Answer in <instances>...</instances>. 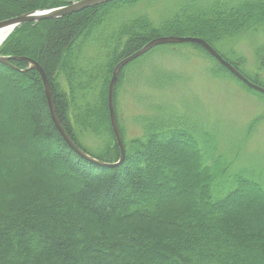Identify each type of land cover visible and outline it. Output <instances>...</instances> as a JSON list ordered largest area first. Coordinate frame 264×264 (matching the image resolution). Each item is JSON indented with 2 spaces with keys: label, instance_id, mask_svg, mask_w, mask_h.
Wrapping results in <instances>:
<instances>
[{
  "label": "trees",
  "instance_id": "1",
  "mask_svg": "<svg viewBox=\"0 0 264 264\" xmlns=\"http://www.w3.org/2000/svg\"><path fill=\"white\" fill-rule=\"evenodd\" d=\"M74 1L0 0V23ZM151 1L118 0L25 23L0 47L1 56L26 57L44 70L66 134L99 162L121 158L109 94L122 59L156 38L198 37L239 70L242 63L216 42L264 29V0H189L161 24L149 14L121 17ZM90 43L103 60H86ZM257 58L264 67V49ZM215 61L217 73L236 78ZM30 66L0 62L7 82L0 83V264H264V168L254 169L242 148L220 152L214 135L201 137L191 122L163 113L127 140L117 105L123 70L113 103L125 158L96 164L64 140ZM86 137L101 142L96 151L82 144Z\"/></svg>",
  "mask_w": 264,
  "mask_h": 264
},
{
  "label": "rangeland",
  "instance_id": "2",
  "mask_svg": "<svg viewBox=\"0 0 264 264\" xmlns=\"http://www.w3.org/2000/svg\"><path fill=\"white\" fill-rule=\"evenodd\" d=\"M208 1L203 0L201 5ZM74 2L55 8H65ZM186 2L189 0L143 2L133 9L122 12L121 17L127 18L125 19L127 21L140 14H149L155 24H161L166 14L172 10L176 11ZM197 39L201 38L197 37ZM181 44L183 45L176 46V49L167 47L169 46L167 44L159 45L162 48L158 50L155 48L159 46L154 47L120 70L119 76L124 70L123 84L117 105L126 139L141 137L145 129V120L163 113L165 116H170L169 118H181L188 124L191 122L200 131V136L214 135L220 152L227 153L231 148L233 151H237L235 147L242 148L241 155L244 154L246 160H253L254 169L262 171L264 93L239 81L231 72L237 79L221 71L217 73L220 70L215 61L217 59L211 54L215 60L208 56L203 51L206 50L204 46L198 44L204 48L201 50L192 45ZM216 46L231 61L236 64L242 63L237 65L240 68L239 74L253 86L264 89V67L259 64L257 58L258 52L264 49L263 28L258 32L242 33L234 37L225 36L222 42H216ZM152 50H156L155 53L144 57ZM104 56L105 52L97 43H90L87 46L85 58L88 62L103 60ZM142 57L144 58L137 64L128 66ZM252 77L259 78L260 82L253 83L256 79ZM0 83L4 85L7 82L0 79ZM93 139L86 137L80 140L84 146L96 151L101 142ZM189 154L187 158L190 160ZM259 175L264 177L263 174Z\"/></svg>",
  "mask_w": 264,
  "mask_h": 264
},
{
  "label": "water",
  "instance_id": "3",
  "mask_svg": "<svg viewBox=\"0 0 264 264\" xmlns=\"http://www.w3.org/2000/svg\"><path fill=\"white\" fill-rule=\"evenodd\" d=\"M114 1H118V0H81V1L74 2L65 8L39 10V11L31 13V14H27V15H24V16H21L18 18H14L12 20L2 22V23H0V28H6V29L10 30V34L8 35V37H9L14 32V30L22 24L29 23V22H38V21H43V20H52V19L64 18L66 16L81 12L85 9L93 8V7L103 5V4H107L110 2H114ZM6 39L4 40V42L6 41ZM181 43H196V44H200V45L204 46L206 48V50L209 52V54H211L214 58H216L224 67H226L231 73H233L240 81L244 82L249 87H252V88L259 90L261 93H264V89L253 86V84H251L246 78H244L241 74H239L238 70L235 67H233L230 63H228L226 60H224L223 57L220 56L214 50V48H212L211 45L207 44L202 39L190 38V37H183V38H176V37H169V38L166 37L165 38V37H162L159 39H155L151 43L147 44L143 49L136 52L132 56L127 57L124 61L119 63L114 70L113 79H112V82L110 85L109 97H110V110H111L112 126L114 129V133L117 137V141L119 143V146L121 148V158H120L119 162H117L116 164H107V163H103V162H99V161L95 160L94 158L90 157L88 154L83 152L80 148H78L74 144V142L69 138V136L66 134V132H65L63 126L61 125L60 120L58 119V116L56 114L53 99H52L51 87H50V83L48 81V78H47L44 70L35 61H33L32 59L26 58V57L10 58V57L0 56V62L8 63V61L13 59V60H18V61H26V62L30 63L31 64L30 69H36L41 75V78L43 80L44 87H45V92H46V95L48 98L53 122L55 123L57 129L59 130V132L63 136L64 140L68 143L70 148L73 149L75 152H77L81 157H83V158H85L91 162H94V163L102 165V166L113 167V166H116V165H119L120 163H122L124 158H125L124 142H123V139L121 137V134H120V131L118 128V123H117V119H116V112H115V109L113 106L114 91H115V86H116V83L118 80L120 70L122 69V67L127 65L129 62L133 61L134 59L138 58L139 56H141L142 54L151 50L154 47H157V46L163 45V44H181Z\"/></svg>",
  "mask_w": 264,
  "mask_h": 264
},
{
  "label": "bare ground",
  "instance_id": "4",
  "mask_svg": "<svg viewBox=\"0 0 264 264\" xmlns=\"http://www.w3.org/2000/svg\"><path fill=\"white\" fill-rule=\"evenodd\" d=\"M10 34V30L6 28H0V47L3 45L4 40L8 37Z\"/></svg>",
  "mask_w": 264,
  "mask_h": 264
}]
</instances>
